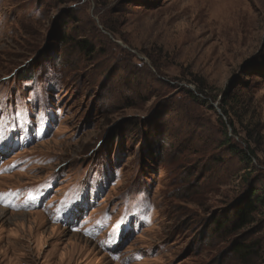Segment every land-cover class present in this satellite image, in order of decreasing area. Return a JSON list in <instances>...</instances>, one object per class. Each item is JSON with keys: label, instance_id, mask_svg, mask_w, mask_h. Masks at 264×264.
I'll return each instance as SVG.
<instances>
[{"label": "rangeland", "instance_id": "rangeland-1", "mask_svg": "<svg viewBox=\"0 0 264 264\" xmlns=\"http://www.w3.org/2000/svg\"><path fill=\"white\" fill-rule=\"evenodd\" d=\"M0 264H264V0H0Z\"/></svg>", "mask_w": 264, "mask_h": 264}, {"label": "trees", "instance_id": "trees-1", "mask_svg": "<svg viewBox=\"0 0 264 264\" xmlns=\"http://www.w3.org/2000/svg\"><path fill=\"white\" fill-rule=\"evenodd\" d=\"M221 111H222V113L224 114V116L227 117L228 113L225 112V111H223V110H221ZM253 156H254V155H253ZM254 195H256L255 192H253L252 196H254ZM252 196H251V197H252ZM256 198H257V200H256L255 202H258V201L261 200V197H259L258 195H256ZM249 200H250V199H249ZM254 212H255V208H254V206H253V202H252V201H249V203H247V204L245 205V207H244L243 209L239 210V212L237 213V216H238V218H239V223H240V224H245V223H247L248 221H250V216H251L252 214H254ZM238 251H240V249H239Z\"/></svg>", "mask_w": 264, "mask_h": 264}]
</instances>
